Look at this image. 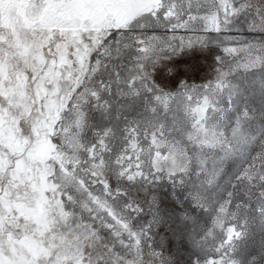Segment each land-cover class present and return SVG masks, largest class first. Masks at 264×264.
Segmentation results:
<instances>
[{
  "label": "snow or ice",
  "instance_id": "snow-or-ice-1",
  "mask_svg": "<svg viewBox=\"0 0 264 264\" xmlns=\"http://www.w3.org/2000/svg\"><path fill=\"white\" fill-rule=\"evenodd\" d=\"M0 264H264V0H0Z\"/></svg>",
  "mask_w": 264,
  "mask_h": 264
}]
</instances>
